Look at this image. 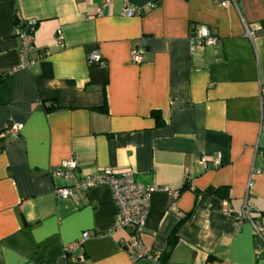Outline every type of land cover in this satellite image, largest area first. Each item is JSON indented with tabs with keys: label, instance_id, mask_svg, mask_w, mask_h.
Segmentation results:
<instances>
[{
	"label": "crops",
	"instance_id": "obj_1",
	"mask_svg": "<svg viewBox=\"0 0 264 264\" xmlns=\"http://www.w3.org/2000/svg\"><path fill=\"white\" fill-rule=\"evenodd\" d=\"M104 2L0 0V264H67L64 246L84 231L80 264H264V232L235 227L248 207L264 228V0ZM29 19L33 63L22 67L16 20ZM202 26L216 39L198 48L189 37ZM94 51L104 66L89 63ZM9 124L21 128L3 133ZM66 159L80 175L130 170L158 186L139 235L151 257L132 262L130 228L110 231L107 185L55 195L50 172Z\"/></svg>",
	"mask_w": 264,
	"mask_h": 264
},
{
	"label": "built area",
	"instance_id": "obj_2",
	"mask_svg": "<svg viewBox=\"0 0 264 264\" xmlns=\"http://www.w3.org/2000/svg\"><path fill=\"white\" fill-rule=\"evenodd\" d=\"M107 5L111 0H104ZM237 0H228V2H236ZM154 4H150L148 8H153ZM143 8H125L123 14L126 16L140 15ZM100 12V9L98 10ZM36 20H16L17 36L20 41V57L22 67H29L33 61L29 58V53L33 44V32L36 27ZM254 27L247 28V34L251 35ZM215 36L211 35L206 26H202L197 33L190 35L191 45L201 48L203 44H212ZM57 40L62 41V35L58 34ZM130 59L134 63H140L144 60L143 50L135 47L130 51ZM88 61L96 62L101 66L105 65L104 60L98 51H94L88 55ZM262 99V115L261 130H264V89L261 90ZM21 128V124L7 125L3 133H11L15 135ZM202 170L208 169L207 160L204 157L199 159ZM213 166L220 164L219 158L212 161ZM51 176L58 182L54 186V193L58 198L77 199V193H85L87 190L99 186L107 185L111 189L113 200L117 206L118 217L110 228V231L119 228H130V235L127 240H122V246L129 253L132 262L144 257H151L140 240V233L145 225L148 213L150 197L153 191L158 189L155 184H144L135 179L134 172L130 170L114 173L110 168H105L93 174L80 175L77 171V163L74 159H66L60 163L51 172ZM176 196V193H173ZM248 220L253 228V232L257 236H261L264 228L257 220H252L249 215V208L245 207L241 214L235 219V227L238 230L241 223ZM88 231H84L81 237L64 246L63 256L67 260V264H80L85 260L83 250V242L89 238ZM158 257L159 255H153Z\"/></svg>",
	"mask_w": 264,
	"mask_h": 264
},
{
	"label": "trees",
	"instance_id": "obj_3",
	"mask_svg": "<svg viewBox=\"0 0 264 264\" xmlns=\"http://www.w3.org/2000/svg\"><path fill=\"white\" fill-rule=\"evenodd\" d=\"M45 105V109L46 110H50V109H56L59 108V106L55 103V102H51L48 104H44ZM99 111L102 112H106L107 111V105H106V101H104L103 105L97 108ZM151 115L155 118L157 124H162L161 118H160V114L158 111L153 110L151 112ZM225 191V188H218L217 192L223 193ZM175 241V230H173V232L171 233V235L169 236V240H168V244L170 246L173 245ZM165 260H166V256H160V264H165Z\"/></svg>",
	"mask_w": 264,
	"mask_h": 264
}]
</instances>
